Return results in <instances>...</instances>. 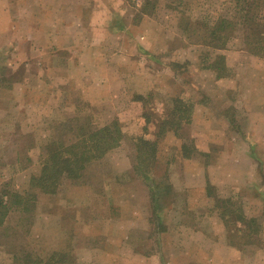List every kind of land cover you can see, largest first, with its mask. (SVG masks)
I'll return each instance as SVG.
<instances>
[{
  "label": "rangeland",
  "instance_id": "374dc122",
  "mask_svg": "<svg viewBox=\"0 0 264 264\" xmlns=\"http://www.w3.org/2000/svg\"><path fill=\"white\" fill-rule=\"evenodd\" d=\"M234 14L229 0H0V192L28 201L4 199L0 264H264V58L238 27L224 49L205 43ZM113 124L119 145L79 179L31 185L51 140ZM140 139L157 141L148 180Z\"/></svg>",
  "mask_w": 264,
  "mask_h": 264
},
{
  "label": "trees",
  "instance_id": "16d2710c",
  "mask_svg": "<svg viewBox=\"0 0 264 264\" xmlns=\"http://www.w3.org/2000/svg\"><path fill=\"white\" fill-rule=\"evenodd\" d=\"M229 2L233 5L235 14L230 18L221 17L216 22H211L207 35L209 40L205 43L214 50L224 49L232 37V35H228V32L234 31L238 27L242 31L248 50L264 58V0H229ZM207 67L215 70L218 78L225 77L228 70L224 58L217 55L208 62ZM163 125L165 122L162 123ZM162 135L161 131L157 133V137ZM120 140V131L115 124L112 127L105 126L95 130H86L80 127L77 138L70 144H65L62 140H51L46 145L47 157L42 163L41 170L38 175L32 176L30 183L33 186H39L45 193L53 194L57 191L61 178L79 179L88 163L101 159L109 150L118 146ZM138 142L136 148L138 171L144 174L145 180H148L143 162L147 161L145 167L151 168L149 165H152L151 163L155 160L157 141L140 139ZM181 147L182 151L184 150L182 154L189 157L190 148L186 144H182ZM5 198L23 211H27L26 203L28 201L21 193L0 192V225L4 223L8 214V203L5 202Z\"/></svg>",
  "mask_w": 264,
  "mask_h": 264
},
{
  "label": "crops",
  "instance_id": "0c3cea01",
  "mask_svg": "<svg viewBox=\"0 0 264 264\" xmlns=\"http://www.w3.org/2000/svg\"><path fill=\"white\" fill-rule=\"evenodd\" d=\"M151 141H153V140H151ZM195 143L197 144V142L195 141ZM198 144H200V140H198ZM183 155V154H182ZM184 156V155H183ZM185 158H188V157H186V156H184ZM149 208H150V206H149Z\"/></svg>",
  "mask_w": 264,
  "mask_h": 264
}]
</instances>
